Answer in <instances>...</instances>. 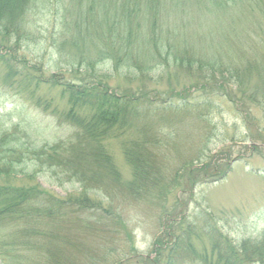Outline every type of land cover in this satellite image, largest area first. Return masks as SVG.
<instances>
[{
    "label": "rangeland",
    "instance_id": "obj_1",
    "mask_svg": "<svg viewBox=\"0 0 264 264\" xmlns=\"http://www.w3.org/2000/svg\"><path fill=\"white\" fill-rule=\"evenodd\" d=\"M107 4L106 11L116 6L115 0H109ZM183 4L182 7V0H173L162 13V24L169 30L166 38L176 48L187 42L194 51L202 49L208 55L217 52L222 58V69L223 66H232V58L238 53L235 49L240 52L238 58L247 55L259 60L264 56V46L241 44L239 48L233 44L232 38L239 43L246 42L247 33L242 27L247 28V24L253 21L249 17L240 18L238 26L243 31L226 32L224 21L217 20L214 15H209V22L204 23L208 28L203 27L205 13L195 0H186ZM97 7L100 17L101 5ZM46 9L37 16L35 38L24 43L20 57L43 69V82L35 92V99L42 98L51 103V108H58L61 116L69 110L67 97L63 96V86L50 84L51 77L59 73L65 75L66 80L59 78L62 85L71 79L80 81L87 74L75 78L64 62L59 63L58 54L52 52L54 6ZM71 9L73 13L78 12L76 5ZM251 36L256 42H264V34L257 38ZM89 49L67 48L66 51L72 55H88L91 53ZM241 61L244 60L238 62ZM243 68L241 81L236 83L237 80L231 79L228 73L213 74L207 69L200 71L196 66L193 74L187 75L172 64L169 68L158 65L144 76L135 74L137 81L129 78L127 70L115 72L113 65L95 67V72L111 92L146 93L154 106L150 114L135 125L148 131L152 137L148 147L156 164L159 186L135 202L124 196L127 193L120 194L115 189L113 202L118 208L115 214L119 215V222L113 224L114 215L105 219L108 228L93 215L68 218L61 227H57L58 222H44L38 234L46 232L48 240L59 232V237L67 240L61 245L64 249L62 264H69V259L76 264H152L158 259L155 253L158 239H165L168 234L173 238L188 230L194 233L191 242L198 254L214 259L213 247L217 243H222V248L226 243L238 247L243 241L260 239L264 233V97H259L257 104L252 96L263 92L264 83L258 71ZM19 69L23 70L24 65ZM6 71L0 64V84ZM85 80L93 81L91 76ZM15 88L16 85L0 87V130H12L19 125L39 147L66 141L72 136L74 128L69 124L60 126L58 122L62 116L51 114L52 109L35 108L18 95ZM187 90L189 93L184 92ZM180 93L182 97L177 96ZM184 104H188L189 109H184ZM130 132L136 138V131ZM125 135L104 144L123 182H129L132 171L125 161L122 147L129 134ZM37 181L45 190L61 198L82 190L80 184H61L46 175H40ZM105 189L109 192V188L104 187L100 194L108 199ZM168 240L172 245L171 238ZM33 254L34 260L45 261V250L42 255ZM167 254L165 252L158 260L161 264ZM186 257L183 255L177 264H202L194 262V255Z\"/></svg>",
    "mask_w": 264,
    "mask_h": 264
},
{
    "label": "trees",
    "instance_id": "obj_2",
    "mask_svg": "<svg viewBox=\"0 0 264 264\" xmlns=\"http://www.w3.org/2000/svg\"><path fill=\"white\" fill-rule=\"evenodd\" d=\"M82 1L0 0V64L7 69L0 87L16 85L17 94L35 108L52 109L51 103L42 98L35 99V92L43 82V69L20 57L24 43L34 40L35 20L48 10L47 6H54L52 52L58 54L59 63L64 62L75 78L83 73L82 77L87 74L93 79L86 81V76L80 81L67 80L62 85L60 79L66 80L65 75L55 74L50 79L53 86L64 87L63 96L67 97V113H62L61 117L58 108L53 107L51 114L61 117L57 119L60 126L69 124L74 128L68 140L39 147L19 125L11 131L0 130L1 264H62L64 249L61 245L67 240L60 238L59 232L55 231L56 234L48 240L46 232L38 234L44 222H58L60 225L57 227H61L68 218H77L80 214L93 215L108 228L105 219L114 215L113 224L119 222V215L115 214L118 208L113 202L115 189L120 194L127 193L124 196L131 197L135 202L144 199L159 186L156 164L148 147L152 137L148 131L135 125L141 118L147 117L154 106L146 93L111 92L107 83L95 72L96 66L113 65L115 72L127 70L132 81H137L135 74L144 76L158 65L169 68L172 64L187 75H192L196 66L200 71L207 69L213 74L228 73L231 79L237 80L236 83L241 81L245 67V71H258L264 83V56L259 60L247 55L238 58L240 52L235 49L238 53L236 58H232V66L227 68L222 65V69V58L217 52L208 55L202 49L194 51L187 42L180 48L173 46L166 38L169 30L162 24V13L173 0H146V4L142 3L144 0H115L116 6L111 5L114 8L108 9V12L105 8L109 6V0ZM183 1L186 0H182V7ZM195 1L205 13L203 27L208 28L204 23L209 22V15H214L217 20L224 21L226 32H230L241 29L238 26L240 18L249 17L253 21L247 24V28L242 27L247 33L246 42L239 43L232 38L233 44L239 48L241 44L264 46V42H256L251 36L257 38L264 34V0ZM72 5H76L77 13L72 12ZM97 5H101L100 17ZM67 48H90L91 53L72 55L66 51ZM239 60L244 61L239 63ZM22 65L24 69L20 70ZM184 92L189 93L188 90ZM177 96L182 97V93ZM252 97L259 104L258 98L264 97V88L263 92H256ZM184 106V109H189L188 104ZM130 131H136V138ZM125 134L129 135L122 147L125 161L132 171L129 182H123L104 144ZM40 175L54 178L61 184H80L82 190L67 198L58 197L39 184L37 179ZM104 187L109 188V192L104 190L108 199L100 194ZM193 234L188 230L173 238L168 234L165 239H158L155 243L158 259L152 264H161L158 260L165 252L168 254L166 259L163 258L164 264H177L183 255H187L186 258L194 255V262L202 264H264V233L258 241H243L238 247L226 243L222 248V243L215 244V259L198 254L191 242ZM210 236L214 235L210 232ZM170 238L172 245L168 242ZM43 250L46 251L45 261L34 260L33 253L41 254ZM29 252L31 254H27ZM69 264L76 262L69 259Z\"/></svg>",
    "mask_w": 264,
    "mask_h": 264
}]
</instances>
